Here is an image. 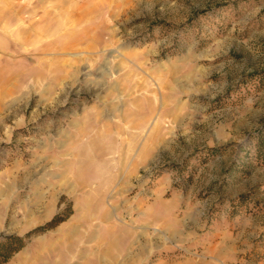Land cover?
<instances>
[{"label": "rangeland", "instance_id": "obj_1", "mask_svg": "<svg viewBox=\"0 0 264 264\" xmlns=\"http://www.w3.org/2000/svg\"><path fill=\"white\" fill-rule=\"evenodd\" d=\"M260 129L264 0H0L9 215L72 209L55 175L99 157L129 174L103 182L146 239L137 264H264Z\"/></svg>", "mask_w": 264, "mask_h": 264}, {"label": "crops", "instance_id": "obj_2", "mask_svg": "<svg viewBox=\"0 0 264 264\" xmlns=\"http://www.w3.org/2000/svg\"><path fill=\"white\" fill-rule=\"evenodd\" d=\"M82 129L97 133L96 139L99 138L101 127L92 125L91 129L88 126ZM84 139L85 142L81 140L80 143L87 146L90 141ZM75 162L84 165L82 170L86 173L81 169L72 171L68 167L70 163H66L65 171L55 175L59 176L54 185L58 190L55 188L53 192L55 201L61 194L71 197L70 216L46 233L32 237L4 264H137L138 260L144 259L146 239L142 238V233H137L136 227L125 222L126 213L122 209L128 206V201L110 202L108 196H119L120 192L116 191V194L105 188L103 182L128 178V172H116L111 167L105 173V163L99 157ZM124 163L122 157L114 164ZM86 177L94 181L89 183ZM100 181L103 183H98ZM50 207L49 203L38 202L29 206L26 213L22 211L21 216L9 215L8 205L4 206L0 210V234L22 233L46 221Z\"/></svg>", "mask_w": 264, "mask_h": 264}, {"label": "trees", "instance_id": "obj_3", "mask_svg": "<svg viewBox=\"0 0 264 264\" xmlns=\"http://www.w3.org/2000/svg\"><path fill=\"white\" fill-rule=\"evenodd\" d=\"M256 158L264 161V129H260L255 137ZM241 198V196H240ZM72 213L71 204L66 212H57L53 214L44 223L34 226L27 230L23 235L18 234H0V264L6 263L10 257L18 252L28 241V239L39 233H43L69 217Z\"/></svg>", "mask_w": 264, "mask_h": 264}]
</instances>
